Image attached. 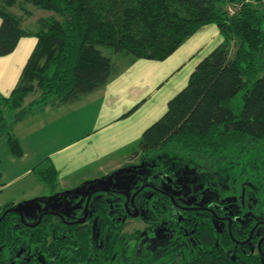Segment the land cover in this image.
<instances>
[{
  "label": "trees",
  "instance_id": "obj_1",
  "mask_svg": "<svg viewBox=\"0 0 264 264\" xmlns=\"http://www.w3.org/2000/svg\"><path fill=\"white\" fill-rule=\"evenodd\" d=\"M221 2L0 0V57L11 54L21 38L36 40L16 85L8 96L0 95V106L14 113L8 125L0 107V131L6 135L12 155L22 156L19 141L11 133L14 123L47 105H70L108 83L114 64L102 48L128 61L161 62L198 28L211 23L225 42L195 66L186 86L167 102L164 114L144 130L129 160L170 154L198 165L206 162L204 170L208 172L215 170L213 162L225 164L263 148L264 10L241 1L240 8L230 15L216 7ZM15 5L22 15L11 11ZM26 6L49 13L36 20L35 31L22 28L23 20L31 16ZM232 40L237 41L233 54L227 43ZM29 96L33 100L25 105ZM33 174L49 193L57 190V173L52 166L38 165ZM11 208L17 207L13 203L0 206V248L9 250L13 264H41L26 255L15 257L21 246L14 247L18 239L12 234L27 230L28 243L38 246L45 264L105 263L109 249L95 247L84 225L60 223L65 234L56 237L53 230L46 239L44 225L53 216H45L30 229L20 224L18 214L6 213ZM198 241L200 250L183 264H241L240 259L252 258L230 254L225 242L212 248L211 239L203 234L198 235ZM122 264L154 262L132 255L123 257Z\"/></svg>",
  "mask_w": 264,
  "mask_h": 264
},
{
  "label": "rangeland",
  "instance_id": "obj_2",
  "mask_svg": "<svg viewBox=\"0 0 264 264\" xmlns=\"http://www.w3.org/2000/svg\"><path fill=\"white\" fill-rule=\"evenodd\" d=\"M241 1L264 10V0H222L221 3L216 4V7L231 15L240 8ZM26 7L31 11V16L23 20L22 28L29 32L35 31L36 20L40 17H47L49 13L33 9L30 6ZM11 11L17 15H22L17 5L12 7ZM205 26L216 29L215 34L209 38V42L204 48L205 51H203L208 52L222 45L225 38L215 24L211 23L202 27ZM205 39L206 36L201 39L197 38L195 46L200 45ZM227 43L229 52L233 54L236 50L237 41L232 40ZM101 50L105 56L112 59L115 70L128 65L127 57L115 54L108 48H102ZM23 52L24 50H22V53L19 51L16 55H23ZM7 60L9 61L6 63L8 70L16 67L19 63V60ZM144 61L148 62V60ZM189 65L187 63L182 72L164 84L160 90H155L153 82L147 80L144 69L132 68L126 72V69H123L125 75L131 78L130 85L132 87L127 91L129 93L122 91L119 94V102L127 101L125 98L133 93L136 100L139 98L146 99L142 105L125 119H121L122 117L119 116L120 120L114 124L115 126H106V124H109L106 121L110 118L108 113L101 119L99 127H91L92 117H90V114L72 119L70 127L57 123V128L49 133L48 145L42 147L39 154L59 149L66 142L73 140L75 136H80L82 132L87 135L94 132L95 129L98 130L100 127L106 126L93 133L94 135L98 134L93 143H74L61 154V158H66L63 163L67 165L63 172L69 173V170H73L69 175V180L71 182L76 181L79 188L87 186L88 189L93 185L91 190L99 191L101 188L114 187L115 190L128 194L140 185L147 183V179L151 174L163 172L175 178V186L181 185V191L176 192L174 191L176 189L172 190L168 186L163 188L174 195L176 199H180L179 201H185V204L190 205L198 197L203 198L201 202L203 205H208V203L235 204L241 189H243L246 203L250 209H248L247 216L248 225H251L253 220L260 219L259 215L256 216L258 212L261 214V218H264V147L239 159L227 161L225 164L220 161L218 163L213 162L215 170L208 172L204 170V166L207 165L206 162L198 165L191 160L170 154L156 153L148 158L137 156L129 160V155L136 149L144 130L164 114L167 102L186 86L192 72H187ZM260 76L261 74L258 75V77ZM9 87L10 85H8ZM8 88L7 86L2 87L1 93L3 96L8 95L6 93ZM32 98V96L27 97L25 105L30 103L33 100ZM0 107L8 125L11 124L14 120V113L2 106ZM68 121L70 122V120ZM112 129L117 132V136L110 144V135L107 132ZM66 132H69L72 136L62 140H53V135L59 138ZM11 133L13 134V132ZM39 136L42 137L41 134L36 135V137ZM126 139L128 140L126 141ZM117 143L118 145H116ZM35 150V147L33 149L30 147L29 159H31V156H35ZM127 154L129 155L125 158ZM41 156L37 160H40ZM19 159L12 155L7 145L6 135H3L0 131V206L11 201L20 200L19 202L25 204L26 209L29 210L27 214L33 215L32 218H29L33 222L40 215L35 208L39 207L44 210L51 209L52 206L56 209L53 211L55 213L59 212L65 220H81V214L88 196H86V193L89 191H84L86 197L81 196V201L75 202L73 195H71L73 188L61 190L58 188L53 193H49L48 189L38 190L35 183H31L33 175L22 174L30 163L22 162ZM112 163L114 164L111 165ZM116 163L120 165L118 166ZM41 168H44V166ZM11 180L14 181L10 182ZM44 187L46 188L45 185ZM144 198H147V200H144ZM161 199L163 200V198ZM37 200H39V203H37ZM141 200L140 216L131 218L125 214L123 209L125 201L123 196L109 191L108 193L99 192L92 197L87 213V223L83 227L86 232L90 233L89 237L93 240L95 247L102 249L104 246L109 249L106 258H103L106 260L104 264H122L123 257L128 259L132 255L142 259L149 258L154 264L178 262L183 264L185 260L194 256L200 250L201 244L198 239H185L178 234L169 213L164 208L159 207L151 191H143ZM257 208L259 211H257ZM44 226L45 231L43 230V232L46 239H50L49 233L53 230L56 237L65 234V229L56 217L48 220ZM29 233L30 231L27 230L12 234L13 239H18L14 241V247L21 246L15 257L26 255V257L45 264L46 260L39 251L38 246L28 243L30 240L25 235ZM47 243H50V240ZM9 253L8 249L0 248V260L3 261L1 264H13L11 261L14 260ZM240 260L241 264H264V260H260L256 255L248 261Z\"/></svg>",
  "mask_w": 264,
  "mask_h": 264
},
{
  "label": "crops",
  "instance_id": "obj_3",
  "mask_svg": "<svg viewBox=\"0 0 264 264\" xmlns=\"http://www.w3.org/2000/svg\"><path fill=\"white\" fill-rule=\"evenodd\" d=\"M215 32L216 29L207 26L202 27L197 31H195L193 35L189 36L179 46V48L164 61L161 62H156V61L147 62L144 60L127 61L128 65L126 67H122V68L120 67L118 70L114 69L113 74L111 75L108 83L102 88L82 97L80 100L70 105H65V106L47 105L42 110L28 114L24 116L21 120L14 123L11 127V132H13V135L19 141L22 150V156L20 157L21 160L20 159L19 160L22 162L30 163L27 169L22 174L25 173V174L33 175L32 176L33 179L31 183L32 184L35 183V186L38 190H45L47 188L45 187L43 188L44 184L40 182L38 178L33 174V169L38 165L40 167L43 166L47 167L48 165H50L55 169L57 173L58 188L60 190L64 188L65 189L73 188V192L71 193V195H73L72 197L75 199V202L81 201L82 199L81 196L86 197L84 191H88L89 188L87 189V186H82L80 187L82 189H80L79 186H77L76 181L71 182L69 180L70 179L69 175L73 170L71 171L69 170V173L63 172V170L67 167V165L66 163H63V160L66 158L65 157L61 158L62 156L61 154L64 153L66 148L72 146L74 143H83V142H87L88 144L93 143L96 137L98 136V134L94 135L93 133L100 131L106 126L114 125L117 121L120 120L119 116L122 117L121 119L127 118L129 115L135 112L146 100L143 98L142 99L139 98L138 100H136V98L132 93L131 95H128L125 98L127 99V101L123 103L119 102L118 100L119 94L122 91L123 92L129 91V89L132 87L130 85L131 78H129V76H126L125 72L132 68L144 69L147 80L153 82V85L155 86V90H160V88L164 84H166L169 80L175 78L178 74H180L182 70L186 67L187 63L190 64L189 67H187V72L192 71L191 74L193 73L195 66L213 50L212 49L208 52H203L205 51L204 48L207 46V43L209 42V38L212 37L215 34ZM205 36H206L205 41H202L200 45L195 46V40L197 38L201 39ZM35 42L36 40L33 37L21 38L11 54L4 57H0V95L3 96V94L1 93L2 87L7 86L8 88V85H10V87L6 92L9 95L13 87L16 85L21 70L34 47ZM22 50H24L23 52L24 54L23 55L20 54L19 56H17L16 55L17 52L21 51L22 53ZM7 59L19 60V63L17 64L16 67L8 70V66L6 65V63H8L9 61ZM123 69H126L125 72L122 71ZM136 106L138 107L133 112H131ZM123 112L125 113L123 114ZM106 113L110 115V118L106 121L109 124H106V126L100 127L98 130L95 129L94 132H91L90 134L87 135L86 133L82 132L80 136L78 137L75 136L74 139L71 140L72 142L71 141L66 142L65 144L60 146L59 149H55L53 151H47L44 154H39V150L42 147L48 145V140L50 139L49 133L50 131L57 128V123H62L63 125L65 126L67 125V127H70L71 125L70 123L72 119L78 117H85L86 115L90 114V117H92L91 127L92 128L95 126L99 127L98 125L100 124L101 119H103ZM68 120H70V122ZM98 121L99 123L97 124ZM64 130L66 131V129ZM39 134H41L42 137L41 136L36 137V135ZM107 134L110 135L109 139L111 144L112 140L117 136V132L112 129L111 131L107 132ZM69 136H72L69 132H66L62 137L59 138H56L53 135L54 137L53 140H62L63 138H67ZM127 140L128 139H126V141ZM116 145H118V143ZM27 147L28 149L26 150ZM30 147L32 149L35 147L36 149L34 154L35 156H31V159H29V153H31ZM128 155L129 154L125 155V158H127ZM40 156L42 158L40 160H37ZM113 164L114 163H112L111 165ZM116 165L119 166L120 164L116 163ZM14 180H11L10 182H13ZM19 201L20 200H15L9 203H13L15 207L20 208L22 213H24L25 216H27L28 218H32L33 215L31 216V214H27L29 210L26 209L27 208L26 205ZM37 203H39V200H37ZM78 204H80V202H78ZM35 210L39 214L46 210H56V209L52 206L51 209L47 208L41 210V208L37 207L35 208Z\"/></svg>",
  "mask_w": 264,
  "mask_h": 264
},
{
  "label": "flooded vegetation",
  "instance_id": "obj_4",
  "mask_svg": "<svg viewBox=\"0 0 264 264\" xmlns=\"http://www.w3.org/2000/svg\"><path fill=\"white\" fill-rule=\"evenodd\" d=\"M147 181V183L140 185L132 193H128V200H126L125 197L126 193H123V191L120 190L117 191L114 187L101 189H109L110 192L123 196L125 199L123 209L125 214L131 218L140 216V211L142 209V193L145 190H149L152 192V196L154 195V198H156L159 207L161 209L164 208L165 211L169 213L170 219L181 237H184L185 239H198V235L203 234L206 235L207 239H211L212 248L216 246L217 242H225L229 246L228 252L234 256L237 253H241L242 255L249 257L256 255L260 260H264V218H261L262 216L258 212L256 216L259 215L260 219H256L255 221L252 219L253 222L251 225H248L247 216L249 208L245 200L246 198L243 189H241L235 204L208 203V205H203L201 203L203 198L198 197L189 205L185 204V201H179L180 199H176L174 195L170 194L163 188L164 186H168L170 189H176L174 191L180 192L181 185L178 187L175 186V178L163 172H158L156 174H151ZM91 187H93V185L89 187V192H87L88 196L86 195V202L89 195L92 194L86 210V203L84 205L81 220H65L59 212H56L59 216L56 214H45L41 218L39 224L45 216H53L64 226L85 225L87 223V213L89 211L92 197L101 192L95 191V189L91 190ZM161 198H163V200ZM144 200H147V198H144ZM150 201L151 199L149 202ZM17 209L20 210V208ZM257 211H259L258 208ZM50 212L55 213L53 210H46L39 214L41 215L42 213ZM136 212L137 216L132 217ZM22 215L24 222L30 226L36 224L40 216H37L33 222L25 216L24 213H22ZM79 221L82 222L76 223ZM20 224L30 229L39 225L37 224L35 227H29L24 225L21 221Z\"/></svg>",
  "mask_w": 264,
  "mask_h": 264
},
{
  "label": "water",
  "instance_id": "obj_5",
  "mask_svg": "<svg viewBox=\"0 0 264 264\" xmlns=\"http://www.w3.org/2000/svg\"><path fill=\"white\" fill-rule=\"evenodd\" d=\"M99 191H101V192H108L109 189H101V190H99ZM91 194H92V193H91ZM91 194L89 195V197H88V199H87L85 210H86V208H87V205H88V202H89V199H90ZM125 197H126V200H128V194H125ZM10 212H14V213L18 214L20 221H21L24 225L29 226V227H35L37 224H39L41 218H42L45 214H56V213H52V212H50V213H42V214L39 216L37 223L34 224V225H31V226H30V225H27V224L24 222L22 212H21L19 209H17V208H11V209H8V210L6 211V213H10ZM56 215L59 216L58 214H56ZM3 216H4V215H3ZM136 216H137V212H136L134 215H132V217H136ZM1 219H2V217L0 218V221H1ZM83 220H84V219H83ZM80 222H82V221H79V222H76V223H80Z\"/></svg>",
  "mask_w": 264,
  "mask_h": 264
}]
</instances>
